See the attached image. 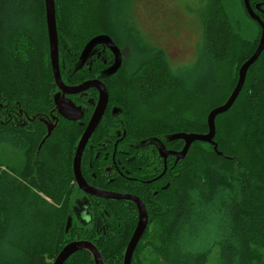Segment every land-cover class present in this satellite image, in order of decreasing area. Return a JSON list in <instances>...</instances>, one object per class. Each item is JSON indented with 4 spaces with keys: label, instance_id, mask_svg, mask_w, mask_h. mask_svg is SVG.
Returning <instances> with one entry per match:
<instances>
[{
    "label": "trees",
    "instance_id": "1",
    "mask_svg": "<svg viewBox=\"0 0 264 264\" xmlns=\"http://www.w3.org/2000/svg\"><path fill=\"white\" fill-rule=\"evenodd\" d=\"M54 2L59 33L68 34L69 41L78 49L90 36L99 32L120 39L126 38L127 32L133 36L137 34L128 13L131 0ZM215 4L217 2L210 6L204 18V49L212 62L224 64L232 57L235 35L238 34L223 8ZM257 40L258 36L251 42L248 54L237 65L250 57ZM262 58L264 50L249 66L238 95L243 94L245 114L239 142L246 149L249 160L234 152L235 148L229 150L222 146L216 132L214 139L222 155H218L207 142L193 141L183 162L182 181L177 183L173 180L166 190L160 192L152 208L151 228L144 237V243L136 249L131 264H210L211 254H216L217 264H264V69L251 75ZM8 64V73L3 78L0 74V102L7 97L8 103L18 105V100H21V105L31 113L39 104L48 71L44 70L26 33L12 36ZM136 81L139 97L144 101L178 85L160 57L146 62ZM205 122L182 130L205 132L208 129ZM2 124L0 119V145H19L15 127H4ZM34 154L31 152L33 157ZM211 157L216 162L210 163ZM56 165L57 162L50 166L53 177L59 171ZM10 170L16 172L17 168ZM58 187L61 185L53 182L41 185L23 183L0 167V264H5L3 256L6 257L7 253L2 254L1 244L10 221L15 219V226L11 227L12 241L7 244V250L11 252L16 251V242L18 246L19 241L27 240L33 226L26 220L28 216L23 209L28 214H37L40 209L41 232L49 223L48 216L34 203L37 195L34 189L51 195ZM27 195L29 197L25 198ZM25 201L30 204H25ZM63 225L56 239L66 234ZM111 241L116 248L115 239ZM60 247H56L54 256ZM110 252V248L104 249L105 255L109 256ZM16 263L8 257L7 264ZM64 264H93V260L88 251H78Z\"/></svg>",
    "mask_w": 264,
    "mask_h": 264
},
{
    "label": "flooded vegetation",
    "instance_id": "2",
    "mask_svg": "<svg viewBox=\"0 0 264 264\" xmlns=\"http://www.w3.org/2000/svg\"><path fill=\"white\" fill-rule=\"evenodd\" d=\"M248 1L264 19V0ZM256 4H259L258 8ZM131 20L134 24L135 20L132 17ZM98 34L109 35L119 50L120 64L110 75H105V69L114 63L117 55L106 42L95 43L79 66L83 47ZM57 36L60 81L54 78L47 35L48 76L42 84L37 107L28 113L21 100H18V105L8 103L7 97L0 102L2 126L15 127L20 142L17 146L8 145L19 153L17 163L20 165L16 172L10 170V162L1 167L9 176L23 183L60 184L61 187L53 190L51 195L34 189L38 196H47L44 199L59 212L63 211V228L70 218V227L60 237V250L72 241H90L99 251L103 264H123L125 249L139 217V208L133 199L136 198L146 209L147 225L132 253V263L136 249L144 243V237L151 228L153 205L160 192L166 190L173 180L177 183L182 181L183 162L189 152L188 149L184 157H178L176 152L182 149L184 141L169 139L170 134L185 130L168 131L157 123L150 124L138 116L136 109L145 108L158 96L179 89V75L184 76L189 71L171 68L163 57V48L150 42L144 44L148 55L140 58L133 48L132 41L136 43L134 37L113 38L109 33L100 32L90 36L78 49L69 41V35L59 33L58 28ZM135 38L139 39L138 34ZM130 47L134 54H128ZM155 57L164 60L178 85L144 101L139 97L136 78L143 65ZM84 83H88L87 87L72 91ZM100 83L107 90V103L83 146L78 181L73 171L74 157L79 140L97 109ZM48 127L51 131L47 135ZM31 152H35L34 157ZM55 162L59 171L53 177L50 166ZM47 201L44 203L48 204ZM112 239H115L116 248ZM105 248L111 249L109 256L104 254ZM89 254L93 260L91 252Z\"/></svg>",
    "mask_w": 264,
    "mask_h": 264
},
{
    "label": "rangeland",
    "instance_id": "3",
    "mask_svg": "<svg viewBox=\"0 0 264 264\" xmlns=\"http://www.w3.org/2000/svg\"><path fill=\"white\" fill-rule=\"evenodd\" d=\"M216 2L215 5L223 8L230 25L238 34L235 35L232 57L224 64H215L209 59L203 42L204 18L210 6ZM130 5L129 17L135 20L134 26L139 39L130 32H127V35L130 38L134 37L136 43L132 41V44L138 56L144 58L148 55L144 44L150 42L152 45L163 48V57L171 68L189 71L184 76L179 75L181 85L179 89L158 96L145 108L138 107L136 113L140 118L146 119V122L157 123L168 131L195 128L206 121L210 108L224 102L231 92L241 65L237 64L248 54L251 42L257 36L259 40L258 24L247 15L242 0H131ZM20 32L30 36L40 62L45 67L44 70L48 71L44 1L0 0V74L2 78L9 71V42L14 34ZM129 49L128 54H134L133 49L131 47ZM262 69H264V58L259 60L252 69L251 75L260 73ZM242 95L227 112L217 117L215 126L216 135L220 136L222 146L229 150L235 148L234 152L249 160L246 149L240 146L239 142L245 115ZM19 159V153L14 147L0 145V165L4 167V163L10 162V168H17L20 165L17 163ZM213 162H216L215 158L211 157L210 163ZM26 197L28 198L29 195ZM44 198L40 195L35 196L34 203L48 216L49 223L46 229L41 232L42 229L39 226L40 209L37 210V214H28L23 209L28 219L25 214L24 217L33 226L28 232L27 240L19 241L18 246H16L17 242L15 243L16 251L13 252L7 250V244L12 241L11 227L15 226V219L10 221L1 244L2 254L7 253L6 257L3 256L5 264L8 257L13 262H17L16 264L52 263L56 247L60 243V238H56L61 234L59 229L65 222V216L63 211L59 212ZM44 200L49 205L44 203L46 202ZM25 204L30 203L25 201ZM210 264H217L216 254L210 255Z\"/></svg>",
    "mask_w": 264,
    "mask_h": 264
},
{
    "label": "water",
    "instance_id": "4",
    "mask_svg": "<svg viewBox=\"0 0 264 264\" xmlns=\"http://www.w3.org/2000/svg\"><path fill=\"white\" fill-rule=\"evenodd\" d=\"M243 5L244 8L246 9V12L248 16L255 20L257 24L260 27V37L258 40V44L253 51V53L250 55L249 58H247L238 68L237 71V79L234 87L232 88L231 92L227 96V98L222 102L221 104H218L214 107H212L209 112L207 113L206 116V124H207V132L205 133H200V132H187V131H177L169 135L170 140L174 139H182L184 141V145L182 149L178 152H176L177 156L182 158L185 156L187 153L191 143L193 141H204L213 146V149L216 151L218 155H222V152L217 149V142L215 141V132H216V126H215V119L216 116L227 111L238 95L240 94L242 87L245 83L246 79V74L249 66L257 59L259 54L264 50V19L259 16L255 10H253L252 6L250 5L248 0H243ZM259 4H256V8H258ZM44 11H45V21H46V30H47V35H48V42H49V57H50V62H51V67L53 70L54 78L56 81H60V76H59V69H58V36H57V28H56V13H55V2L54 0H44ZM98 42H106L110 46V48L115 51L116 53V58L114 63L105 69V75H110L112 74L115 70H117L119 64H120V57L118 58L119 55V50L118 47L115 45V43L112 41V39L109 37L107 34H98L94 37H92L83 47L79 60L80 65H82L83 61L86 59L88 56L91 48L94 46L95 43ZM100 96H99V101L97 105V109H95L92 118L89 122L88 128L85 130V132L82 134L78 146H77V151L75 153L74 157V174L77 180H80V171H79V162H80V156L81 152L83 149V146L90 135L91 131L93 128L96 126L98 123L101 114L105 108V105L107 103V90L104 86L103 83H100ZM88 83L80 84L78 86H75L74 90L72 91H79L84 87H87ZM90 127V128H89ZM51 129L48 127L47 135L50 133ZM99 194V193H98ZM105 195V194H104ZM111 195H106V197H109ZM117 197V196H115ZM133 198V197H132ZM135 199L138 208H139V217H138V222L137 225L134 229V232L127 244V247L125 249L124 253V259H123V264H131V256L132 253L139 241V239L142 237L146 225H147V212L143 204ZM70 227V218H67L64 230L65 232L68 230ZM80 249H86L89 252H91L94 260V264H103L101 255L97 248L90 242V241H85V240H78V241H72L67 244H65L61 250L58 252L56 255L55 259L53 260L52 264H63L65 260L74 252L80 250Z\"/></svg>",
    "mask_w": 264,
    "mask_h": 264
},
{
    "label": "bare ground",
    "instance_id": "5",
    "mask_svg": "<svg viewBox=\"0 0 264 264\" xmlns=\"http://www.w3.org/2000/svg\"><path fill=\"white\" fill-rule=\"evenodd\" d=\"M218 149V148H217Z\"/></svg>",
    "mask_w": 264,
    "mask_h": 264
}]
</instances>
